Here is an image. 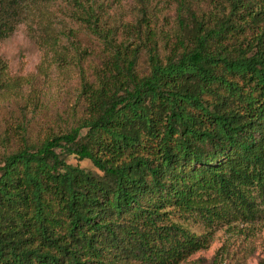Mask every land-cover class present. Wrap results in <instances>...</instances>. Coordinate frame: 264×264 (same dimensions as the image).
I'll return each mask as SVG.
<instances>
[{"label":"trees","instance_id":"1","mask_svg":"<svg viewBox=\"0 0 264 264\" xmlns=\"http://www.w3.org/2000/svg\"><path fill=\"white\" fill-rule=\"evenodd\" d=\"M20 22L80 90L0 161V264H178L208 238L176 216H262L264 0H0V38Z\"/></svg>","mask_w":264,"mask_h":264},{"label":"rangeland","instance_id":"2","mask_svg":"<svg viewBox=\"0 0 264 264\" xmlns=\"http://www.w3.org/2000/svg\"><path fill=\"white\" fill-rule=\"evenodd\" d=\"M127 5L128 8H121L125 18L132 21L134 13L130 10L131 4ZM81 38L91 55L101 50L97 41L87 36ZM0 61L6 66L4 81L0 83L1 161L5 153L19 147L24 138L40 141L70 127L80 78L74 67L44 62V52L28 36V27L22 22L16 23L10 36L0 38ZM77 111H82L80 106ZM68 161L95 169L89 160L70 156ZM175 219L208 238L205 247L178 264H264V213L252 222L224 221L212 227L193 218L176 216Z\"/></svg>","mask_w":264,"mask_h":264}]
</instances>
